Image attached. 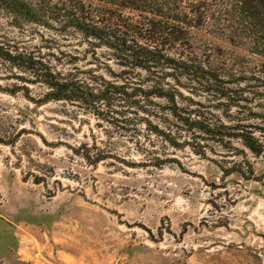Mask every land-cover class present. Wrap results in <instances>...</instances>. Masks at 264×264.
Returning a JSON list of instances; mask_svg holds the SVG:
<instances>
[{
    "label": "rangeland",
    "instance_id": "1",
    "mask_svg": "<svg viewBox=\"0 0 264 264\" xmlns=\"http://www.w3.org/2000/svg\"><path fill=\"white\" fill-rule=\"evenodd\" d=\"M222 10L208 3L189 31V57L227 83L244 70L262 79L264 58L229 40L240 30L220 21ZM6 41L99 86L121 85L126 71L129 89L148 90L143 71L34 25L15 29L0 13ZM8 69L0 61V89L28 92L0 93V264H264V101L241 95L245 84L227 86L229 100L182 91L173 112L215 124L218 136H207L158 99L128 100L114 121L70 104L36 106L22 95L36 100L44 89ZM237 121L262 154L217 128Z\"/></svg>",
    "mask_w": 264,
    "mask_h": 264
},
{
    "label": "trees",
    "instance_id": "2",
    "mask_svg": "<svg viewBox=\"0 0 264 264\" xmlns=\"http://www.w3.org/2000/svg\"><path fill=\"white\" fill-rule=\"evenodd\" d=\"M212 1L219 2L223 8L220 21L240 30L229 40L239 45L248 42L249 53L264 58V0H232L230 6L223 0H90L89 3L83 0H0V13L13 28L23 30L34 25L87 47L86 51L94 56L104 51L107 61L117 67L147 74L148 90L129 89L128 79L124 78L128 75L126 71L115 77L122 80L121 85L99 86L93 77L82 80L76 72L56 70L32 52L9 45V41L5 46L0 45V61L8 65L9 74L11 70L18 73L16 80L44 89L36 100L22 95L36 106L52 102L70 104L97 119L110 117L113 120L111 116L119 115L116 109L122 108L128 100L143 98L142 102L147 103L149 98L158 99L173 107L169 111L183 127L218 136L215 124L208 123L196 112L187 113L188 119L173 112L177 111L175 107L177 99L182 98V91L229 100L236 91L227 86L245 84L244 89H238L241 95H252L264 101V94L258 93L264 88V77L260 79L256 73L244 70L242 78L236 81L238 84L227 83L222 74L189 57V31L203 24L206 6ZM132 13L140 19L131 17ZM23 90L28 92L25 88H16L0 89V93L15 96ZM136 104L132 101L126 106L134 108ZM190 115L199 121L191 120ZM239 122L233 127L220 125L217 128L237 132L235 138L249 151L262 154L263 148L257 145L256 139L245 135L251 127H240ZM262 135L264 137V133Z\"/></svg>",
    "mask_w": 264,
    "mask_h": 264
}]
</instances>
